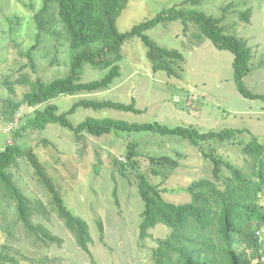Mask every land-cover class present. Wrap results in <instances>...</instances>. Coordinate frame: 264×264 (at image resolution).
Returning <instances> with one entry per match:
<instances>
[{
    "label": "rangeland",
    "instance_id": "obj_1",
    "mask_svg": "<svg viewBox=\"0 0 264 264\" xmlns=\"http://www.w3.org/2000/svg\"><path fill=\"white\" fill-rule=\"evenodd\" d=\"M43 1L0 0V150L12 144L13 132L35 109H44V105L35 109L22 106L11 122L5 120L1 113L4 102L19 101L30 90L27 84L17 82L27 78L30 82L40 80L47 84L65 77L69 70L73 54L55 5L50 4L43 16L51 21L48 30L38 33L34 17L42 10ZM229 4L232 6L224 13L223 8ZM172 7L191 8L186 0H129L117 19L118 31L125 33ZM197 9L215 18L224 16L221 26L225 33L246 42L252 55V72L243 82L252 94L264 96V0H206ZM247 9L250 16L244 22L240 13ZM146 35L157 46L183 56L182 62L173 65V76L153 72L146 57L147 49L134 37L121 48L120 77L105 90L60 96L52 101L58 114L68 113L81 100L111 101L126 106L134 103L140 114L79 108L67 118L74 127L90 117L131 125L193 127L200 133L233 129L244 131L238 134V143L249 140L250 134L264 143V102L245 99L237 92L230 52L217 50L192 23L186 28L181 22L158 25ZM104 73L85 66L80 82L99 80ZM132 142L138 146L135 168L130 167L126 158L128 144ZM20 143L26 152L31 150L37 157L67 209L88 225L92 257L76 246L63 224L51 214L44 217L39 212L33 222L58 236L61 245L50 246L28 235L18 218L16 202L0 186V256L18 264H153L155 240L165 238L169 229L158 225L150 232L151 239L139 240L143 203L137 191L138 173L164 189L165 200L185 203L189 198L183 189L207 176L209 171L210 164L201 150H212L238 166L243 163L238 144L210 143L195 148L183 138L147 132L95 139L87 133L76 136L59 125H49L43 131L23 133ZM150 157L171 158L178 167L151 176ZM7 173L31 203L51 204V193L26 156L18 157ZM175 189L180 191L171 194ZM98 223L102 224V232Z\"/></svg>",
    "mask_w": 264,
    "mask_h": 264
},
{
    "label": "trees",
    "instance_id": "obj_2",
    "mask_svg": "<svg viewBox=\"0 0 264 264\" xmlns=\"http://www.w3.org/2000/svg\"><path fill=\"white\" fill-rule=\"evenodd\" d=\"M206 0H186L190 9L168 8L157 13L153 18L133 26L129 31L120 33L117 19L122 14L129 0H44L43 8L34 19L38 33L48 30L51 21L44 20L50 4L57 7L58 18L65 28L69 47L72 52L68 73L65 77L50 83L40 80L30 82L24 78L17 84H27L30 88L19 101L7 100L1 109L5 120L12 121L22 107L35 109L24 122L13 132L12 144L0 150V186L16 202V211L20 223L35 240L61 245L62 240L41 224H34L33 218L41 215H53L70 233L76 246L89 258L91 242L89 228L84 220L70 212L53 181L44 173L43 167L32 151L26 152L20 143L23 133L29 130L43 131L49 125L73 132L76 136L83 133L95 139L107 135L128 136L136 133H152L159 136L180 137L195 148L210 143H230L240 148L243 163L238 166L233 162L215 155L212 150H201L203 157L209 162L207 176L192 182L183 191L189 200L176 203L165 200L164 189L152 185L149 179L138 173L137 191L143 203L140 214L139 240L152 238L150 232L158 225L169 229L167 236L156 239V247L152 249L153 264H264V143L253 134L249 140L238 143V134L244 131L225 129L219 132L200 133L193 127L170 128L160 124L131 125L123 121L109 118H86L74 127L67 116L79 108L93 111L106 109L140 114L135 104L123 105L111 101L96 102L81 100L75 103L68 113L58 114L52 101L60 96H73L83 92H95L108 89L120 77L122 59L121 48L124 43L134 37L140 39L147 49L146 57L151 63L153 72H164L169 76L175 74L173 65L183 61L177 51H170L157 46L146 32L158 26L181 22L186 28L188 23L194 24L203 38L219 51H227L233 55V82L237 92L248 100H261L264 96L252 94L244 85V79L251 74L252 55L246 42L234 35L226 34L221 26L224 16L215 18L197 8ZM232 5L223 8L225 13ZM250 10L240 13L244 22L248 21ZM85 66L105 72L99 80L80 82L81 72ZM127 161L130 167H136L137 144H128ZM26 156L42 184L52 195L49 206L42 203L33 204L14 185L8 169L18 157ZM149 161L153 165L152 175H160L165 169L172 172L178 167L177 161L168 157L154 158ZM180 190L175 189L171 194ZM114 203L119 205L114 193ZM48 215V216H49ZM102 232V224L98 223ZM4 255V254H3ZM0 264H18L15 260L0 256Z\"/></svg>",
    "mask_w": 264,
    "mask_h": 264
}]
</instances>
